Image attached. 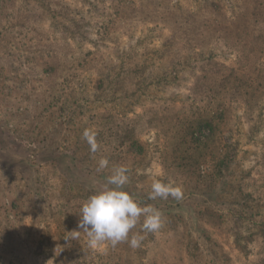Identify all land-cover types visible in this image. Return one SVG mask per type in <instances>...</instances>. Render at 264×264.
Masks as SVG:
<instances>
[{
    "label": "rangeland",
    "instance_id": "1",
    "mask_svg": "<svg viewBox=\"0 0 264 264\" xmlns=\"http://www.w3.org/2000/svg\"><path fill=\"white\" fill-rule=\"evenodd\" d=\"M116 166L163 226L92 247ZM0 264H264V0H0Z\"/></svg>",
    "mask_w": 264,
    "mask_h": 264
},
{
    "label": "clouds",
    "instance_id": "2",
    "mask_svg": "<svg viewBox=\"0 0 264 264\" xmlns=\"http://www.w3.org/2000/svg\"><path fill=\"white\" fill-rule=\"evenodd\" d=\"M96 136L97 133L92 129L83 132L93 153L98 148ZM108 163L107 158H101L98 170L104 169ZM128 171L126 166L114 167L103 186L90 195L82 206L78 228L87 234L92 247H98L106 241H110L113 246L129 241V233L140 223L141 217L144 218L142 229L145 232H156L163 226L160 210L152 205H142L125 190L124 186L129 182ZM169 196L176 200L182 199V187L159 179L152 183L149 200L167 199ZM143 238L139 234L133 235L130 246L138 247Z\"/></svg>",
    "mask_w": 264,
    "mask_h": 264
},
{
    "label": "trees",
    "instance_id": "3",
    "mask_svg": "<svg viewBox=\"0 0 264 264\" xmlns=\"http://www.w3.org/2000/svg\"><path fill=\"white\" fill-rule=\"evenodd\" d=\"M215 83V85H217V82L215 81L214 82ZM231 90H233V86H232V84H231ZM235 91H238L239 89H234ZM201 124H199V126H200ZM209 139H211V138H208V139H205V140H209ZM225 159H222L220 162H218L219 164H218V168H221V166H222V162L224 161Z\"/></svg>",
    "mask_w": 264,
    "mask_h": 264
}]
</instances>
